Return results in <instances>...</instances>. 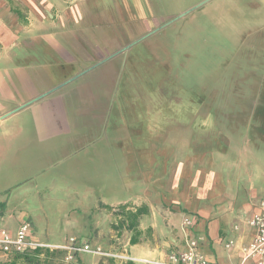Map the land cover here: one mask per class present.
Instances as JSON below:
<instances>
[{
  "label": "rangeland",
  "instance_id": "374dc122",
  "mask_svg": "<svg viewBox=\"0 0 264 264\" xmlns=\"http://www.w3.org/2000/svg\"><path fill=\"white\" fill-rule=\"evenodd\" d=\"M205 1L131 0L122 5L128 7L129 16L124 13L118 26L131 33L127 43L134 41L129 51V47L118 51L126 65L122 83L125 97L136 103L126 98V116H115L119 134L110 133L103 146L93 147L86 157L73 156L56 167L46 160L56 157L55 151H49L51 145L22 157L14 154L13 181L0 195V203L8 205L0 208V216L11 212L20 219L30 214L33 236L62 244L45 249L65 251L66 257L63 247L73 238L102 250L104 255L80 253L83 264H128L131 233L118 226L117 213L109 211L101 222V215L91 207L96 198L111 205L140 193L138 182L149 178L152 162L156 166L151 171L165 180L164 173L175 159L164 157L162 148L179 150L182 159L188 151L193 172L201 163L197 152L205 148L204 162L212 165L211 174L215 151L225 158L228 152L237 153L229 161H238L250 173L248 160L264 173L262 121L251 118L254 100L264 95V5L259 0H210L183 16ZM135 42L140 44L133 46ZM112 50L103 47L101 56ZM130 66L141 77L146 67L151 68L147 89L156 99L155 110L145 108L141 82L132 77ZM65 155L60 153V158ZM222 171L228 180L231 170ZM213 187L219 186L205 185V190L218 196ZM15 219L7 217L0 224L12 236ZM149 243L154 245L155 240ZM66 259L56 256L51 264H71Z\"/></svg>",
  "mask_w": 264,
  "mask_h": 264
},
{
  "label": "crops",
  "instance_id": "0c3cea01",
  "mask_svg": "<svg viewBox=\"0 0 264 264\" xmlns=\"http://www.w3.org/2000/svg\"><path fill=\"white\" fill-rule=\"evenodd\" d=\"M130 1L0 0V195L7 193V185L13 181L10 166L14 154L22 157L29 150L51 145L49 151H55L56 157L51 155L46 160L54 161L51 164L56 167L73 156L86 157L93 147L103 146L110 133L119 134L115 116H126L123 104L129 99L136 103L132 97H125L127 88L122 78L126 65L123 53L118 52L126 47L129 51L134 42L127 43L131 33L118 26L124 13L129 16L128 7L122 5ZM259 1L264 5V0ZM103 47L113 48L114 53L101 56ZM130 68L132 77L141 82L145 108L155 110L156 99L148 91L151 68L146 67L142 77L136 68ZM152 72L154 75L155 68ZM253 105L251 118L262 121L264 136V95ZM8 114L11 115L2 119ZM176 151L179 150L168 145L161 149L168 160L171 156L175 159L164 173L165 180L151 171L156 166L152 162L148 166L149 178L138 182L140 193L111 205L96 198L91 211H97L102 222L111 208L118 212L120 225V208L132 212L148 209V214L139 219L140 242L130 244L128 257L132 264L165 262L171 254L186 251L188 241L195 238L201 239L200 253L214 264H241L257 236L249 222L264 211V173L248 160L246 165H252L250 173L238 161H229L237 153L227 151L229 156L225 158L221 151H215L211 155L215 171L211 174L208 169L212 165L204 162L205 148L197 152L201 163L193 172L189 152L182 159ZM60 153L67 155L60 158ZM225 169L231 170L228 180L221 175ZM215 183L219 187L213 189L219 195L211 196L205 185ZM7 205L1 202L0 208ZM5 214L0 216V224L7 217L16 218L11 212ZM23 216L15 219V233L23 222L31 223L30 214ZM186 221L191 225L185 226ZM2 230L5 229L0 227ZM31 238L48 247L62 246L40 241L33 233ZM151 239L154 245L149 243ZM229 243L232 245L227 247ZM11 261L9 256L0 255V264Z\"/></svg>",
  "mask_w": 264,
  "mask_h": 264
},
{
  "label": "built area",
  "instance_id": "2783aa9c",
  "mask_svg": "<svg viewBox=\"0 0 264 264\" xmlns=\"http://www.w3.org/2000/svg\"><path fill=\"white\" fill-rule=\"evenodd\" d=\"M264 205V204H263ZM250 226L256 230L257 236L255 241L246 250L245 256L241 264H264V211L254 216L250 222ZM191 225L186 221L185 226ZM32 225L29 221H25L19 227L15 236L10 235L5 230L0 232V253L8 256L14 252H23L32 248L48 247L43 244L35 242L32 238ZM200 238H195L188 241L187 250L171 254L165 262L149 264H214L204 254L200 253L199 246ZM229 243L227 247H230ZM68 252L67 261L72 260L73 254H94L104 255L102 250L93 249L89 244H79L76 239H71L68 246L63 247Z\"/></svg>",
  "mask_w": 264,
  "mask_h": 264
},
{
  "label": "trees",
  "instance_id": "16d2710c",
  "mask_svg": "<svg viewBox=\"0 0 264 264\" xmlns=\"http://www.w3.org/2000/svg\"><path fill=\"white\" fill-rule=\"evenodd\" d=\"M18 15L20 19L23 18L22 14L19 12ZM108 211H112L111 208H108ZM126 207L120 208L119 215L123 217V220L118 225L120 228H124L126 231L133 233V236L130 240L131 246L137 245L140 240L139 237L141 234L138 232L139 219L143 215L148 214V209L146 207H142L137 209L135 212L125 211ZM116 215H118V212ZM67 253L61 250H50L45 248H32L23 252H14L10 254V258H12L11 262H7L4 264H51V259L60 256L66 257ZM79 254H73L72 260H70L71 264H83V260L78 257ZM9 256V255H8ZM132 264V263H128Z\"/></svg>",
  "mask_w": 264,
  "mask_h": 264
},
{
  "label": "water",
  "instance_id": "95a60500",
  "mask_svg": "<svg viewBox=\"0 0 264 264\" xmlns=\"http://www.w3.org/2000/svg\"><path fill=\"white\" fill-rule=\"evenodd\" d=\"M210 0H207V1H205V2H203L202 4H200L199 6H197L196 8H194L193 10H191V11H189V12H186L183 16H186V15H188V14H190L192 11H194V10H196V9H199L200 7H202L203 5H205L207 2H209ZM150 36V35H149ZM145 38H147V37H145ZM145 38H143V39H145ZM11 114H8V115H6V116H4L2 119H5L6 117H8V116H10Z\"/></svg>",
  "mask_w": 264,
  "mask_h": 264
}]
</instances>
